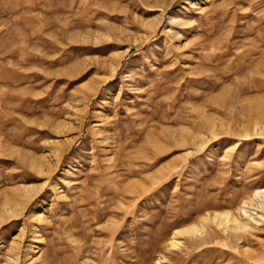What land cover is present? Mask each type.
Masks as SVG:
<instances>
[{
  "label": "rangeland",
  "instance_id": "374dc122",
  "mask_svg": "<svg viewBox=\"0 0 264 264\" xmlns=\"http://www.w3.org/2000/svg\"><path fill=\"white\" fill-rule=\"evenodd\" d=\"M255 122L264 0H0V264H264V222L170 243L264 189Z\"/></svg>",
  "mask_w": 264,
  "mask_h": 264
},
{
  "label": "bare ground",
  "instance_id": "6f19581e",
  "mask_svg": "<svg viewBox=\"0 0 264 264\" xmlns=\"http://www.w3.org/2000/svg\"><path fill=\"white\" fill-rule=\"evenodd\" d=\"M151 25H150V28L148 26L149 29H152ZM129 50H130L129 48L125 49V51L123 53H120L117 56V61L118 60L121 61L123 56ZM117 61L113 65L112 69H114V70H117V68L119 67V63L120 62L118 63ZM242 129L245 132L244 134H242L243 136H249L250 135V130L248 128L243 127ZM211 131H212L211 133H215V131H214V129L212 127H211ZM255 131H257V132L261 131L262 133H264L263 132V127L261 126L260 122H255ZM191 139H193V140H191ZM190 140L192 141V144L197 147V144H199V143L196 142L195 137H193L191 135L190 136ZM184 141L186 142V139ZM188 152H190V151H188ZM188 154L189 153H187V155ZM57 163H58V161H57ZM42 188L43 187H41V186H39V188L27 187L26 188L27 197H28L27 199H30L31 197H33ZM27 202H28V200L27 201H23V202L14 203V202L8 200V198L5 199L4 202L2 203V210L0 211V225L7 218L12 217V216H16L18 214L23 213L25 211V209H26V205H27L26 203ZM260 211H261V214L259 213ZM239 214H240V217H237L236 215H234L232 213H229V212H216V213H214V215L212 217H205L204 218V222L205 223H203L201 226H198V225L194 224V225L187 226V227H185L182 230L175 231V233H174V235H173V237L171 238V241H170L171 247L174 248V247H179L181 245L182 241L179 240L178 236L183 234V233H186L188 235L190 234V236L191 235H194V236L196 235L197 236V234L199 235L202 232H205V230H207L206 223H208L210 221L212 223H215L219 228H221L224 231V233H227V232H236L237 233L239 231L247 232L248 230H250L252 228L251 225L259 224L260 222H264V189L256 190L254 192L253 196L250 198V200L244 201V203H243V205H242V207L240 209ZM12 259H13V261H17L18 257L17 258H12ZM28 259H30V258H28Z\"/></svg>",
  "mask_w": 264,
  "mask_h": 264
}]
</instances>
